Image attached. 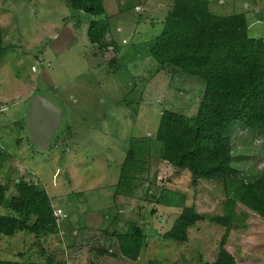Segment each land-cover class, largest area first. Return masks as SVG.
Masks as SVG:
<instances>
[{
	"label": "rangeland",
	"instance_id": "374dc122",
	"mask_svg": "<svg viewBox=\"0 0 264 264\" xmlns=\"http://www.w3.org/2000/svg\"><path fill=\"white\" fill-rule=\"evenodd\" d=\"M215 15L242 14L247 35L264 39V0H206ZM69 0H0V186L5 199L25 181L49 198L56 231L0 235V260L15 264H210L219 248L236 264H264V219L220 181L190 178L161 159L153 139L163 110L194 117L203 83L148 55L172 0H102L95 18ZM107 32L88 43L89 21ZM34 93L54 103L63 126L35 151L24 131ZM229 166L242 183L264 169V128L230 123ZM231 220H212L227 212ZM184 208L201 217L186 241L162 239ZM7 213L0 206V216ZM137 229L135 261L120 256L116 235ZM102 251L104 253H99Z\"/></svg>",
	"mask_w": 264,
	"mask_h": 264
},
{
	"label": "trees",
	"instance_id": "16d2710c",
	"mask_svg": "<svg viewBox=\"0 0 264 264\" xmlns=\"http://www.w3.org/2000/svg\"><path fill=\"white\" fill-rule=\"evenodd\" d=\"M72 11L91 18L102 16V0H69ZM206 0H172L154 37L148 55L160 66L176 68L203 83L193 118L163 110L153 139L161 143V159L177 169L186 170L190 178L220 181L234 199L264 219V169L253 182L242 183L229 166L230 143L225 131L230 123L264 128V39L247 35L242 14L215 15L208 11ZM106 25L91 20L86 29L88 43L100 44ZM3 53L0 31V58ZM15 196L5 199L0 186V206L7 211L0 216V235L11 237L19 232L39 235L56 231L49 198L36 186L18 181ZM233 202L227 212L212 221L227 226ZM201 220L191 208H184L174 219L162 239L176 243L186 241V230ZM119 254L135 261L144 246V236L131 229L115 237ZM99 253H104L99 251ZM0 264H15L0 260ZM210 264H236L225 249L219 248Z\"/></svg>",
	"mask_w": 264,
	"mask_h": 264
},
{
	"label": "water",
	"instance_id": "95a60500",
	"mask_svg": "<svg viewBox=\"0 0 264 264\" xmlns=\"http://www.w3.org/2000/svg\"><path fill=\"white\" fill-rule=\"evenodd\" d=\"M61 110L39 93L31 95L27 104L24 131L28 144L37 152L46 151L63 126Z\"/></svg>",
	"mask_w": 264,
	"mask_h": 264
},
{
	"label": "built area",
	"instance_id": "2783aa9c",
	"mask_svg": "<svg viewBox=\"0 0 264 264\" xmlns=\"http://www.w3.org/2000/svg\"><path fill=\"white\" fill-rule=\"evenodd\" d=\"M53 216H54V218H64L65 216L64 215H62L61 213H60V211L59 210H53ZM55 219V220H56Z\"/></svg>",
	"mask_w": 264,
	"mask_h": 264
}]
</instances>
